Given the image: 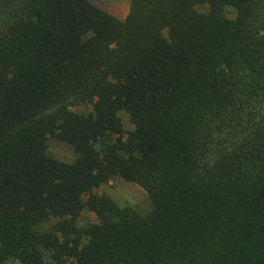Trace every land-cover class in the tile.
I'll return each mask as SVG.
<instances>
[{"label":"trees","instance_id":"trees-1","mask_svg":"<svg viewBox=\"0 0 264 264\" xmlns=\"http://www.w3.org/2000/svg\"><path fill=\"white\" fill-rule=\"evenodd\" d=\"M51 137L75 159L49 155ZM115 172L150 199L138 223L93 193ZM84 208L97 223L78 226ZM7 257L264 264V0H131L123 20L91 0H0Z\"/></svg>","mask_w":264,"mask_h":264},{"label":"rangeland","instance_id":"rangeland-1","mask_svg":"<svg viewBox=\"0 0 264 264\" xmlns=\"http://www.w3.org/2000/svg\"><path fill=\"white\" fill-rule=\"evenodd\" d=\"M91 2L118 19L123 20L128 14L131 0H91ZM198 9L205 11L206 7L199 5ZM224 12L228 17L233 18L235 16V10L231 7H226ZM91 109L92 106L88 103H80L72 107V110L77 112H89ZM118 115L122 120L124 130H130L133 124L129 114L125 111H119ZM47 152L52 157L61 161L71 162L75 159V152L72 147L53 137L47 141ZM93 193L98 196L110 197L127 218L137 223L151 209L150 199L143 187L138 183L123 179L116 172L94 189ZM54 222L55 219H52L41 227L48 230ZM95 223H97L96 215L87 208L82 209L77 219L78 226L85 227ZM2 264H19V259L7 257Z\"/></svg>","mask_w":264,"mask_h":264}]
</instances>
